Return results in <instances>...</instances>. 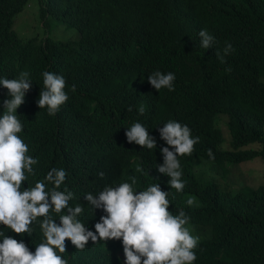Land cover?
<instances>
[{
	"label": "trees",
	"instance_id": "trees-1",
	"mask_svg": "<svg viewBox=\"0 0 264 264\" xmlns=\"http://www.w3.org/2000/svg\"><path fill=\"white\" fill-rule=\"evenodd\" d=\"M31 1L0 0V79H17L26 71L31 81L16 115L23 124L18 135L28 145L27 155L38 163L33 166L35 175L25 173L21 188L31 189L43 181L50 191L53 185L45 180L47 172L63 168L68 175L58 190L74 194L70 206L83 204L78 219L94 232L103 215L93 212L83 199L82 188L89 179L100 182L96 192L133 177L139 185L145 173L136 155L130 160L125 157L129 145L123 130L139 122L161 140L159 129L175 118L190 128L192 137L200 138L196 152L178 157L179 162L211 150L215 159L210 161L217 163L208 162L198 177L184 167L187 189L198 203L189 215L191 222L220 228L202 243L200 264H264V184L243 186L229 194L221 191L218 181L241 163L260 159L264 166V0H192L201 8L188 20H180L158 0H35L42 34L26 40L14 32L13 24ZM59 27L74 30L77 39L56 40ZM207 27L217 28L233 41V54L224 57V64L215 54L196 47L195 33ZM228 66L230 73L225 71ZM203 68L209 73L211 101L200 108L210 111L209 129L198 123L200 110H175L159 98L162 92L147 84L155 71L174 73L178 82L199 75ZM45 71L66 80L69 99L54 116L47 114L46 107H38ZM7 92L0 86V116ZM221 114L228 116L223 135L217 130ZM95 134L101 138L94 139ZM153 153L137 150L138 155ZM100 171L105 173L103 178L98 176ZM169 188L176 207L188 198ZM51 214L59 224V214ZM42 220L31 225L30 236L12 231L5 235L34 252L45 242ZM88 242L98 264H122L121 240ZM65 245L66 252L57 254L68 264H87L80 257L73 259L71 252L77 249L70 241Z\"/></svg>",
	"mask_w": 264,
	"mask_h": 264
},
{
	"label": "clouds",
	"instance_id": "clouds-1",
	"mask_svg": "<svg viewBox=\"0 0 264 264\" xmlns=\"http://www.w3.org/2000/svg\"><path fill=\"white\" fill-rule=\"evenodd\" d=\"M160 1L165 2L166 9L177 14L180 20L194 19L201 8L192 0L157 2ZM195 34L196 47L201 52L215 54L222 64L226 63L224 57L229 58L233 54V41L217 28L207 27ZM225 71L230 73L231 66ZM42 76L44 89L39 93L38 107H46L47 114L54 116L69 99L65 92L66 80L51 71L43 72ZM28 77L29 73L25 71L17 79H0V86L8 90L9 97L3 101L4 113L0 116V264H68L57 254L66 252V240L77 249L71 252L73 259L80 257L87 264H98L88 241L94 244L113 239L122 241L124 255L118 253L122 264H200L202 243L212 239L220 228L191 222L189 215L198 209V203L194 202L187 189L184 167L193 176H200L208 162L215 159L212 151L179 162L178 157L187 155L188 158L196 152L200 138L192 137L190 128L175 118L159 129L163 141L156 139L139 122L124 129L123 139L129 145L125 157L130 160L132 155H136L138 164L145 169V178L140 176L139 185L133 177L94 192L100 182L91 177L89 184L82 188L85 193L83 199L93 212L96 210L103 216L94 225V232L88 230L78 219L84 211L83 204L70 206L74 194L58 190L68 175L63 168H52L47 172L45 180L53 185L50 191L46 190L43 181L36 182L31 189L21 188L27 179L25 173L35 175L33 166L38 163L37 159L27 155L28 145L18 135L23 131V124L17 118L16 109L31 88ZM208 77L209 73L203 68L199 75L176 82L174 73L155 71L147 77V84L153 91L162 92L159 98L168 101L175 110H200L198 123L209 129L210 111L200 108L203 103L211 101ZM71 90L76 91L75 84ZM139 112H145L143 105ZM224 115H220L217 125L221 135L226 129L223 123L228 120ZM93 138L101 137L95 134ZM137 150L154 153L138 155ZM137 170L143 171L142 168ZM104 175L103 171L98 172L100 178ZM219 185L221 191L230 192L226 185ZM169 187L187 194L188 198L176 207ZM53 212L59 214V224L55 222ZM40 218H43L39 226L45 242L37 245L34 252L22 241L5 235L12 231L30 236L33 231L31 225ZM189 224L199 226L201 238L191 234Z\"/></svg>",
	"mask_w": 264,
	"mask_h": 264
},
{
	"label": "rangeland",
	"instance_id": "rangeland-1",
	"mask_svg": "<svg viewBox=\"0 0 264 264\" xmlns=\"http://www.w3.org/2000/svg\"><path fill=\"white\" fill-rule=\"evenodd\" d=\"M37 14V2L32 0L30 2V6L26 7L22 13L15 17L13 24L14 32L26 40L37 34H42ZM54 36L58 41H69L73 39L75 40L77 35L72 29L59 27L55 31ZM226 179L222 180L218 177L220 184L222 186L226 185L227 189L230 191H234L235 189H239L243 186L254 187L264 184V166L260 159L249 163H241L240 165L229 169ZM188 227L190 228L193 236H199L201 238L199 226L189 224ZM119 255L121 256L120 253Z\"/></svg>",
	"mask_w": 264,
	"mask_h": 264
}]
</instances>
